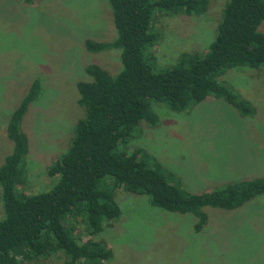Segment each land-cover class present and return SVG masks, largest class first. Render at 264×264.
Instances as JSON below:
<instances>
[{
  "label": "rangeland",
  "instance_id": "374dc122",
  "mask_svg": "<svg viewBox=\"0 0 264 264\" xmlns=\"http://www.w3.org/2000/svg\"><path fill=\"white\" fill-rule=\"evenodd\" d=\"M226 2L208 0L198 16L157 14L156 67L174 65L182 53L204 55ZM258 32L264 34V21ZM115 35L109 0H0V165L12 150L8 118L32 82H40L22 122L29 147L27 193L45 192L57 180L46 178V170L66 151L83 116L76 84L91 81L85 67L96 64L109 74L120 69L118 50L93 54L84 41L110 42ZM218 81L253 113L242 115L215 98L184 110L151 101L158 124L140 122L128 144L130 151L144 150L190 194L264 177V68L231 69ZM115 196L119 217L93 238L111 253L101 264H264V195L236 210L204 208L200 231L193 229L192 214L154 207L147 195L118 190ZM63 261L56 255L26 264Z\"/></svg>",
  "mask_w": 264,
  "mask_h": 264
},
{
  "label": "trees",
  "instance_id": "16d2710c",
  "mask_svg": "<svg viewBox=\"0 0 264 264\" xmlns=\"http://www.w3.org/2000/svg\"><path fill=\"white\" fill-rule=\"evenodd\" d=\"M116 32L110 42L84 41L90 53L119 51L120 69L109 74L96 64L85 67L89 82H78L77 105L83 116L74 124L66 151L47 167L56 178L45 192L27 193L28 139L22 122L40 93L34 80L10 114L6 136L12 150L0 165L3 217L0 264H26L64 257L62 264H101L111 253L93 238L117 219L115 192L147 195L154 207L192 214L195 231L207 221L204 208L236 210L264 195V177L226 184L201 194L177 186L173 175L144 150H128L140 122L158 124L150 102L187 109L207 98L221 99L242 115L247 101L218 81L228 70L264 68V0H227L213 42L204 55L182 53L167 68L156 67L157 14L198 16L208 0H109Z\"/></svg>",
  "mask_w": 264,
  "mask_h": 264
}]
</instances>
